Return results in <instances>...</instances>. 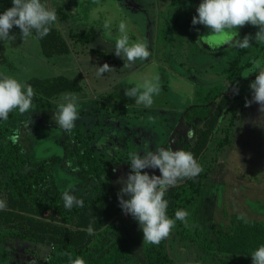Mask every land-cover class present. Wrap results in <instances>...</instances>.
Wrapping results in <instances>:
<instances>
[{"label":"rangeland","instance_id":"rangeland-1","mask_svg":"<svg viewBox=\"0 0 264 264\" xmlns=\"http://www.w3.org/2000/svg\"><path fill=\"white\" fill-rule=\"evenodd\" d=\"M200 3V0H50V6H61L69 15L70 26L60 25L64 34L90 29L92 41L74 44L69 40L71 53L45 58L37 39L23 41L15 35L13 41H0L8 58L0 66V74L11 75L23 84L31 78L58 76L79 83L80 92H64L53 99L56 110L64 94H75L79 118L74 129L88 139L93 134L90 144L94 153L113 161L112 165L118 168L116 180L126 179L130 153L139 152L142 156L144 151L156 147L184 150L191 143L200 122L193 121L190 126L185 121L184 109L201 103L203 98L211 102V88L230 75L227 63L237 52L241 51L242 61L253 55L264 61L261 47L264 43L257 44L252 39V47L238 49L225 39L209 35L210 30L204 25L193 26L192 18L198 15ZM105 20H111L110 35L104 29ZM121 20L127 24L130 42H145L151 53L148 60H138L131 68L124 67L125 60L114 54ZM258 30L245 25L238 29V38L245 35L254 38ZM252 61L241 75V82L248 83V88V79L256 72L247 78L243 76L252 68ZM104 63L113 70L97 76L96 67ZM155 77H159L161 91L153 97L151 107L136 104L134 98L124 95L126 88L142 83L144 78ZM239 93L240 96L232 97L199 159L203 171L199 174L198 193L187 189L184 194L188 203L184 201L182 209L189 213L188 226L177 220L172 235L166 239L167 255L176 264H217L207 251L214 223L223 225L224 221L241 215L249 221L256 215L264 216V113L256 102L245 106V101L252 99L251 89ZM29 119L30 132L22 125L19 137L34 144L31 160L60 156L63 146L58 141L63 137L62 129L56 122H38V117L31 113L24 121ZM144 171L161 175L159 169ZM55 179L62 191L76 183L63 172H57ZM169 218L174 219L175 215ZM115 224L127 236L135 256L145 249L147 243L143 244L137 220L123 212ZM50 249L42 244L7 239L0 243V264H46Z\"/></svg>","mask_w":264,"mask_h":264},{"label":"trees","instance_id":"trees-1","mask_svg":"<svg viewBox=\"0 0 264 264\" xmlns=\"http://www.w3.org/2000/svg\"><path fill=\"white\" fill-rule=\"evenodd\" d=\"M41 2L50 9L54 8L57 14L49 35L37 40L40 53L45 58L68 55L71 52L69 40L85 44L92 41L90 29L70 30L64 34L60 25L67 23L68 13L61 6H50V0ZM10 7L12 0H0V13ZM10 33L21 36L17 26H13ZM240 52L228 61L227 72L230 75L226 80L211 88V102L203 98L201 103L184 109L185 121L190 126L193 121L200 122L191 143L184 147L198 163L232 97L240 96L241 90H250L248 83L241 82V75L256 57L253 55L242 61ZM7 59L6 48L0 42V66L5 65ZM257 74L248 81H254ZM27 85H31L35 93L29 112L22 115L14 110L7 121L0 120V199L7 203L6 210L0 211V243L17 239L52 246L46 264H70L68 256L62 253H70L72 259L82 257L86 264H176L167 255L166 239L159 245L147 244L142 252L134 255L127 236L115 224L123 213L117 195L123 187L116 180L118 168L112 165V160H105L94 153L90 144L93 134L88 139L76 129L71 133L62 129L64 134L58 141L63 146L62 154L39 161L31 160L33 143L29 144L21 137L16 143L9 139L17 132L19 134L26 115L30 113L38 117V122H55L57 110L53 99L61 93L80 92L82 89L79 83L63 76L31 78ZM234 89H238V94L232 93ZM244 95L247 96L246 92ZM69 162L79 171L73 172L68 167ZM127 163L129 173V160ZM57 172H63L76 181L72 191L83 200V207L74 206L68 210L63 206L62 193L65 190L56 185ZM199 176L179 181L167 190L164 198L168 201V217L182 209L187 189H191L190 193H198ZM254 218L245 222L236 217L229 222L224 221L223 225L214 223L207 251L217 264H252V252L264 245V216L256 215ZM89 225L94 229L93 235L86 231Z\"/></svg>","mask_w":264,"mask_h":264},{"label":"clouds","instance_id":"clouds-1","mask_svg":"<svg viewBox=\"0 0 264 264\" xmlns=\"http://www.w3.org/2000/svg\"><path fill=\"white\" fill-rule=\"evenodd\" d=\"M197 16L192 18V25H204L210 30L209 35H215L238 49H249L252 47L251 40L256 43H264V0H201L196 9ZM57 21V14L54 8L50 9L41 0H12V7L0 13V41H13L15 35H10L13 26L20 29L21 37L42 39L49 35L51 27ZM258 27L253 38L245 35L239 37L238 29L245 25ZM104 29L111 34V20H105ZM33 30L35 36L33 37ZM120 36L115 40V52L117 57L125 60L124 67L131 68L136 61H146L151 53L148 45L142 41H132L127 34V24L124 20L119 23ZM202 37V36H201ZM97 76L113 70L107 63L96 67ZM258 73L255 80L250 83L252 99L245 101L248 107L256 102L260 105V111L264 113V61L255 59L252 61V68L243 76ZM155 81V82H154ZM159 77L154 79L144 78L142 83L134 87L126 88L124 95L134 98L136 104H143L151 107L153 97L160 94ZM238 94V89H234ZM35 93L31 85L23 84L8 74H0V120L7 121L9 114L18 110L20 114L28 113L32 108V101ZM78 98L75 94L66 93L61 102L57 104L55 122L59 128L71 133L75 127V121L79 118ZM151 119V118H150ZM31 119L24 121V127L28 128ZM191 135V133H189ZM9 139L16 143L19 140L18 132ZM130 171L127 178L120 177L117 183L123 185L118 192L119 206L125 215H131L138 221L143 232V244L159 245L161 241L172 235L176 221L188 226L187 217L189 213L180 209L175 212V218L167 215L168 201L164 198L170 187H174L184 179H194L202 171V166L197 162L191 152L182 149H168L156 147L155 150H146L141 156L139 152L129 154ZM68 167L73 172H78V167ZM159 169L160 176L149 175L145 169ZM69 186L62 193L63 206L71 210L75 207H83V200L77 198ZM127 197V199H125ZM7 203L0 199V211L6 210ZM238 219L245 220L241 215ZM89 235L94 234L91 225L86 229ZM67 255L70 264H86L82 257L72 259L70 253ZM252 264H264V245L259 246L251 254Z\"/></svg>","mask_w":264,"mask_h":264},{"label":"crops","instance_id":"crops-1","mask_svg":"<svg viewBox=\"0 0 264 264\" xmlns=\"http://www.w3.org/2000/svg\"><path fill=\"white\" fill-rule=\"evenodd\" d=\"M201 1V0H200ZM70 25H68V23H67V27H69ZM70 42L71 43H74L72 40H70ZM74 44H76V43H74ZM6 48V47H5ZM71 53V52H70ZM52 248V247H51Z\"/></svg>","mask_w":264,"mask_h":264},{"label":"built area","instance_id":"built-area-1","mask_svg":"<svg viewBox=\"0 0 264 264\" xmlns=\"http://www.w3.org/2000/svg\"><path fill=\"white\" fill-rule=\"evenodd\" d=\"M52 247V246H51Z\"/></svg>","mask_w":264,"mask_h":264}]
</instances>
